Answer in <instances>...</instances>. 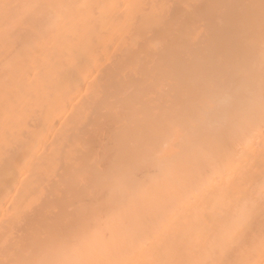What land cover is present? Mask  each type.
<instances>
[{"label": "bare ground", "instance_id": "6f19581e", "mask_svg": "<svg viewBox=\"0 0 264 264\" xmlns=\"http://www.w3.org/2000/svg\"><path fill=\"white\" fill-rule=\"evenodd\" d=\"M0 264H264V0H0Z\"/></svg>", "mask_w": 264, "mask_h": 264}]
</instances>
